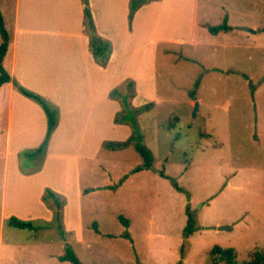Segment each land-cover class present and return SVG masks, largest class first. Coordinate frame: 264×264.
<instances>
[{"label":"rangeland","instance_id":"rangeland-1","mask_svg":"<svg viewBox=\"0 0 264 264\" xmlns=\"http://www.w3.org/2000/svg\"><path fill=\"white\" fill-rule=\"evenodd\" d=\"M177 3L162 11L153 33L182 44L159 43L149 65L152 86L142 80L135 100L153 102L135 115L152 168L132 172L142 163L132 145L102 147L92 159L80 158L81 187H97L69 198L71 207L81 209V239L68 233L63 240L60 229L38 220L35 229L0 221V264H72L55 257L67 247L82 264H212L214 245L233 247L243 263L263 248L264 1L194 0L193 14L190 2ZM12 9V0L2 1L8 33ZM224 19L230 30L208 31ZM4 124L1 115V132ZM22 156L33 169L41 164L42 153ZM187 205L195 224L185 237Z\"/></svg>","mask_w":264,"mask_h":264},{"label":"crops","instance_id":"crops-1","mask_svg":"<svg viewBox=\"0 0 264 264\" xmlns=\"http://www.w3.org/2000/svg\"><path fill=\"white\" fill-rule=\"evenodd\" d=\"M177 2L141 0L129 20L130 0H88L96 34L110 43L108 61L101 66L90 51L83 0H12V26L2 61L10 81L0 86V116L5 120L0 130L4 133L0 146L2 224L10 216L35 225L38 220L45 227L60 229L63 240L68 233L81 239L76 236V229L81 228V209L71 207L69 198L74 192L75 197H82L97 187H81L80 158L92 159L104 147V141L131 134L127 123L114 120L123 107L118 97L110 96L112 89L121 93L126 80H132L135 93L130 105L151 102L136 104L137 90L142 80L150 77L149 65L159 43L182 44L177 37H157L153 33L162 11L178 8ZM189 2L193 14L194 0H185L186 7ZM188 43L196 41L190 38ZM14 80L57 109V122L37 169L30 162L25 165L22 154L42 144L47 132L46 114L36 101L16 89ZM148 81L151 87L153 79ZM46 189L63 200L60 220L54 218L56 206L51 200L42 199ZM63 254L55 257L60 260Z\"/></svg>","mask_w":264,"mask_h":264},{"label":"trees","instance_id":"trees-1","mask_svg":"<svg viewBox=\"0 0 264 264\" xmlns=\"http://www.w3.org/2000/svg\"><path fill=\"white\" fill-rule=\"evenodd\" d=\"M83 2L86 5L84 8V16H85L86 29L89 34L90 51L96 63H98L101 66H105L108 61V57L110 53V43L96 34L92 22L91 14L87 7L88 0H83ZM140 3L141 0H130L129 14H128L129 20H131L134 11L140 6ZM207 29L210 33L217 34L218 32L221 31L225 32L230 30L231 26H229L226 23V19H224V21L220 24L207 26ZM262 31L264 32V24L262 26ZM0 36L2 39L0 42V86H1L3 83L10 81V76L8 72L4 69L2 64L3 57L8 48L9 33L5 28L1 12H0ZM13 84L20 93L36 101L46 114L47 132L42 144L35 150L30 152L27 151L24 153L25 156H32L35 155L36 153L39 154L44 151L48 138L56 125L57 109L55 107H51L48 101L44 97L24 88L17 81L14 80ZM134 93H135L134 82L132 80H126L124 91H122L121 93L117 88H114L110 91V96L118 97L123 107L122 111L118 112V114L114 118L115 122L130 124L132 128V132L125 140L104 141L103 146L111 150H116L132 145L135 148V150L140 154L142 159V163L132 169V172H138L141 170H147L152 168L153 156L151 150L141 141H139L135 115L140 114L142 111L149 109L153 105V102H148L142 106L132 108V106L129 103V99L134 96ZM159 174L163 177H168L167 175L164 174L163 170H161ZM171 182L173 186L176 188V190L180 192H184V189L180 187L174 179H171ZM111 187L115 188L117 186L115 185ZM84 191L87 192L88 189H85ZM42 199L45 201L51 200L52 204L56 206V210L54 212V218L55 220H58V218H60L59 211L63 203L61 197L58 194L51 191L50 189H46L45 194L42 196ZM186 215H187V219H186V226L184 229V236L188 237L194 231V224H195V219L189 208V205L186 206ZM119 218L125 225H128V220L126 218L122 216H119ZM6 223L10 226H14L18 228H29V229L38 228L31 221L21 220L16 218L15 216H10L6 220ZM94 228L97 231L95 224H94ZM210 255L212 256V264H217L218 262H222L223 264H264V246L260 250H253L250 253L249 259L243 263H240L236 260V253L233 247H220L218 245H214L210 249ZM60 260L70 261L72 264H82L78 259V257H76L74 252L69 247H67L65 253L62 256H60Z\"/></svg>","mask_w":264,"mask_h":264},{"label":"water","instance_id":"water-1","mask_svg":"<svg viewBox=\"0 0 264 264\" xmlns=\"http://www.w3.org/2000/svg\"><path fill=\"white\" fill-rule=\"evenodd\" d=\"M219 229H225V227H223V226H219Z\"/></svg>","mask_w":264,"mask_h":264}]
</instances>
